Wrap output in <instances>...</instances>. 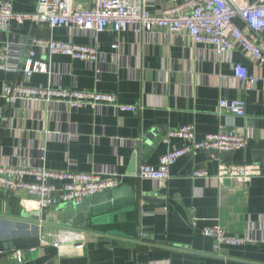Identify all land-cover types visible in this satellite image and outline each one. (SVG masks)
Returning a JSON list of instances; mask_svg holds the SVG:
<instances>
[{
  "label": "crops",
  "instance_id": "0c3cea01",
  "mask_svg": "<svg viewBox=\"0 0 264 264\" xmlns=\"http://www.w3.org/2000/svg\"><path fill=\"white\" fill-rule=\"evenodd\" d=\"M8 1L14 13L32 14L37 6V0ZM73 1L83 7L91 4V0ZM148 1L151 10L159 12L168 0ZM28 37V43L34 37L82 45L93 42L92 35L77 29L14 21L0 26V53L18 57L21 68L0 70V164L115 176V189L131 188L132 195L119 199L130 198L129 204L88 222L80 243L62 244L58 239L54 246L51 240L60 233L46 226L39 245L20 251L21 264H264V67L239 51L220 55L183 34L171 37L163 30L143 34L130 30L115 35L107 30L97 37V62L49 56L35 49L34 60L48 71L26 77L22 67ZM114 44L118 46L113 48ZM236 65L260 78L249 91L234 78ZM25 83L109 93L137 111L13 105L2 98L5 85ZM241 98L244 117L216 114L220 100ZM183 126H191L197 140L208 134L240 132L247 143L227 159L203 152L177 159L161 184L140 178L143 165L157 167L163 154L187 145L176 137L165 142L161 138L156 145L151 140ZM147 135L151 140L144 142ZM221 162L254 165L260 175L250 184L219 180L215 177ZM195 171H205L208 177H193ZM32 179L25 177L27 182ZM49 184L58 189L62 182ZM38 207L37 199L25 192L0 191V241L9 239L3 233L8 232L6 222L33 216ZM48 210L45 218L52 225L55 208ZM212 227L242 242L217 245L203 233ZM109 237L117 244L112 245ZM17 252L0 255V264H16Z\"/></svg>",
  "mask_w": 264,
  "mask_h": 264
},
{
  "label": "built area",
  "instance_id": "2783aa9c",
  "mask_svg": "<svg viewBox=\"0 0 264 264\" xmlns=\"http://www.w3.org/2000/svg\"><path fill=\"white\" fill-rule=\"evenodd\" d=\"M148 0H91L88 7L76 5L73 0H37L36 10L32 14H20L12 11L8 0H0V26L14 21L17 24L31 22L45 24L50 29L65 27L77 29L92 35L90 44H74L54 40L52 37H34L26 49V62L23 74L30 77L32 73H47L45 65L34 60L35 49L49 56H67L92 64L98 61L99 51L97 37L110 30L115 35L134 30L136 33H155L163 30L168 36L186 35L195 44L213 48L220 55L239 51L261 69L264 67V0H168L159 12L151 10ZM118 45L114 44L113 48ZM9 49H7L8 53ZM19 58L0 53V70L17 72ZM234 78L242 83L245 91L252 89L260 78L249 75L241 65L234 67ZM264 93V86L262 88ZM2 98L10 104L18 102L64 105L69 109L112 108L120 112L135 113L136 106L121 105L115 95L94 91H80L60 87H34L26 83L21 86L5 85ZM216 114L229 113L236 117L245 116L244 99L232 101L220 100ZM168 137H176L187 143L182 148L163 154L157 167L143 165L139 177L144 180L164 183L169 177V168L185 156L196 155L203 150L219 152L236 151L245 147L247 141L240 132H220L208 134L197 140L191 126H183L169 131ZM31 176V182L25 180ZM259 169L254 165H233L221 162L216 179H234L242 184H250L259 176ZM193 177L206 178L205 171H195ZM50 180L61 181L56 189ZM118 187L115 176L102 177L98 174L76 172L58 173L44 168L23 169L0 164V191L8 193L25 192L34 196L40 207L39 216L45 208L61 204L80 205L83 200L92 198ZM213 238L217 245H238L242 241L229 236L220 227H212L204 232ZM77 236V237H74ZM80 241V234L74 235ZM57 245V244H56ZM16 264L22 258L17 252Z\"/></svg>",
  "mask_w": 264,
  "mask_h": 264
},
{
  "label": "water",
  "instance_id": "95a60500",
  "mask_svg": "<svg viewBox=\"0 0 264 264\" xmlns=\"http://www.w3.org/2000/svg\"><path fill=\"white\" fill-rule=\"evenodd\" d=\"M29 41V37L26 40V44ZM26 48L23 50L25 54ZM153 133V132H152ZM167 135V133H166ZM158 136L156 140H151L150 135H147V138H144V142L151 140L153 145H156L161 138H165ZM163 141V140H162ZM149 147V146H148ZM208 156H213L216 159H227L233 155V151L227 152H219L217 150H203L201 151ZM132 189L131 188H121V189H113L111 191L95 195L92 198H87L83 200L82 204L74 205V204H61L55 208L56 216L53 218L52 225H48L45 223V215L47 214V210L44 209L42 211V215L40 217L35 216H27L24 219H11L9 222H6L8 225V232L5 231V234H8L9 239L5 241H0V255H5L7 253L17 252L21 250H26L30 246L39 245L40 241L38 239L40 234L41 227H51L60 231L61 234L63 232H72V231H81V229H86L88 227V222H92V219L107 213L111 212L113 209L121 208L126 204H129L131 199L128 200H119L121 197L131 196ZM125 202V203H124ZM62 216V220L59 217ZM59 221L60 224L57 225ZM63 231V232H62ZM84 231H81V233ZM112 245L117 244V239L109 237ZM48 264H53V262H49Z\"/></svg>",
  "mask_w": 264,
  "mask_h": 264
},
{
  "label": "rangeland",
  "instance_id": "374dc122",
  "mask_svg": "<svg viewBox=\"0 0 264 264\" xmlns=\"http://www.w3.org/2000/svg\"><path fill=\"white\" fill-rule=\"evenodd\" d=\"M27 195H29L28 193H26ZM59 206V205H58ZM57 206V207H58ZM53 208H56V207H53ZM40 209V207H38V209L37 210H39ZM48 212H49V210L48 209H50V208H45ZM42 211L43 210H41V213H40V215L39 216H36L35 214L33 215V216H35V217H40L41 215H42ZM37 212V211H36ZM47 212V213H48ZM48 221L47 220H45V223H47ZM58 224L57 225H59L60 224V222L59 221H56ZM53 224V223H52ZM48 228V227H47ZM44 229H45V227H41L40 228V233L41 234H39V235H41V238L40 239H42V237H43V233H44ZM50 229L51 230H57V229H55V228H51L50 227ZM57 231H59V230H57ZM81 231H82V229H81ZM81 231H72V232H63V234H61L60 233V231H59V235L58 236H56V238H57V240L56 241H54V238H52V240H51V242H54V246L56 245V244H58V242H62V244H64V243H69V242H72L73 244H77V243H80L81 241H75V239L73 238V236L74 235H77V234H82L81 233ZM74 237H77V236H74ZM58 239H60V241H58Z\"/></svg>",
  "mask_w": 264,
  "mask_h": 264
}]
</instances>
